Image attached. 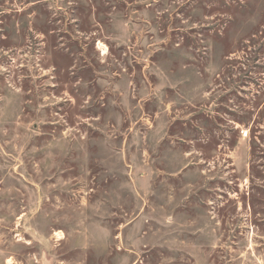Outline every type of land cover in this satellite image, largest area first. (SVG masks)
<instances>
[{"label":"rangeland","instance_id":"rangeland-1","mask_svg":"<svg viewBox=\"0 0 264 264\" xmlns=\"http://www.w3.org/2000/svg\"><path fill=\"white\" fill-rule=\"evenodd\" d=\"M0 264H264V0H0Z\"/></svg>","mask_w":264,"mask_h":264},{"label":"built area","instance_id":"built-area-1","mask_svg":"<svg viewBox=\"0 0 264 264\" xmlns=\"http://www.w3.org/2000/svg\"><path fill=\"white\" fill-rule=\"evenodd\" d=\"M242 134H243L244 137L249 136V132H248V131H243V130H242Z\"/></svg>","mask_w":264,"mask_h":264}]
</instances>
